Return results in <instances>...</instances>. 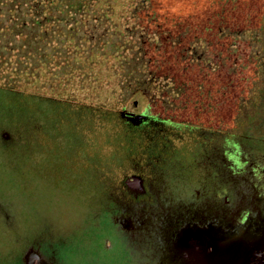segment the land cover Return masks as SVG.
Instances as JSON below:
<instances>
[{
	"label": "rangeland",
	"instance_id": "1",
	"mask_svg": "<svg viewBox=\"0 0 264 264\" xmlns=\"http://www.w3.org/2000/svg\"><path fill=\"white\" fill-rule=\"evenodd\" d=\"M126 1L107 0L104 7L111 6L115 9L113 12L106 13V15L110 14L111 18L106 19L103 17L106 15L100 13L101 21L92 19L88 22L90 27L99 26L100 34L105 33V43H116L117 47L113 50L115 55L111 54V48L107 45L105 56L87 59L85 56L91 55L90 52L93 49L85 40H79L78 43L77 64L89 68L102 67L105 69L104 72L107 71L99 77L102 90L97 94L89 89L80 91L78 87L75 92L69 90L63 95L47 93L36 88H30L21 93L0 90V162L6 156H16L19 162L27 161L25 157H32L33 163L42 162L44 154L41 146L47 139L42 133L46 130L51 132L50 139L54 137V140L58 142L55 145H58L62 149L60 152L65 155L67 152L65 149L69 151V148H72L65 147L66 143L72 145L73 142L68 135V132L72 130L69 124L77 123L78 132L80 135L84 134L85 140L90 142V147L93 148L95 159H97L95 163L99 164L96 165L94 180L91 177L93 175L90 176L95 181V195L97 190L99 194L100 191L102 192L100 190L102 186L97 189V180L100 175L103 178L104 171L111 170V180L118 182L123 174L122 170L129 167L128 162L124 166L123 163L119 166L120 160L112 161V157H116L118 151L111 145L123 139L119 124H127L121 122V111L140 113L150 109L153 114L165 111L167 117L176 122L190 123L193 126L202 125L198 119L199 113H205L204 123L210 127L215 123V111L219 109L222 113L223 130L233 132L236 130L239 133L244 130L236 129V120L242 125L250 126L253 120L258 118L257 106L264 107V99L262 101L258 97L260 91H264V66H260L262 63L260 57L264 56V0H152L156 11L150 13V18L146 17L145 12L137 15L128 12ZM97 14L90 16L97 18L99 16ZM134 25L140 36L142 31L138 26L141 28L147 26L151 29L149 34L147 33L141 39L147 41L145 48L149 59L150 57L153 59L151 64L138 60L142 52L137 54L139 49L135 45L139 43L135 41L136 39H134L135 44L128 33L125 34L124 40L119 38L128 27L134 28ZM156 26H163L164 33L161 34ZM210 30L213 32L209 33ZM219 30L223 31L222 36L219 35ZM113 34L117 36H112ZM171 37L176 39L174 41L177 43L176 46L173 45L174 42L171 43ZM204 37L208 38L211 42L209 45L212 47L219 44L224 61L221 67L216 65L205 67V64L199 61L205 49L201 41ZM233 43L249 46L252 49L249 54L252 56H247V51L231 53ZM98 46L100 47L101 44ZM157 47L159 50H156ZM188 49L192 50V54H187ZM236 56L244 57L245 60L232 64ZM227 58L231 61L226 62ZM112 66L118 69L117 74L107 70ZM129 66L131 68H128ZM133 67H138V72L145 71L146 74L144 76L145 74L140 75V73L138 78H133L134 80L151 79L149 72L154 73L156 81L149 87V96L143 92L129 96L121 90L119 84L122 81H133L131 76ZM186 67L189 68L188 73ZM89 78L91 82L93 77ZM37 94L43 97L52 95L51 97L57 98L58 101L44 100L36 97ZM135 102H138L137 106L134 105ZM63 109L67 111L62 112ZM61 112L62 116H60ZM77 116L78 122L75 118ZM61 117L65 118V125L60 124ZM91 126H93V133L88 134L87 130ZM60 129H62L60 133L55 132ZM130 130L134 131L129 134L134 139L136 130ZM190 130L191 135L196 137L197 133L192 131L193 129ZM229 134H232L230 137L233 138L229 140L231 148H237L238 141L248 142L249 134ZM164 135V133L148 130L142 139L148 147L154 149L157 145L164 144V140L162 141L165 139ZM186 140L182 144L186 146V166H188V160L192 159L189 151L195 150V144ZM10 143L12 144L8 146ZM72 146L73 152L70 155L76 154L75 144ZM250 153H254V150H250ZM199 162L204 170L208 168L211 170L209 160ZM37 164L34 165L37 166ZM17 166V168L14 166L9 169L6 164L0 165V264H25L23 261L27 252L44 250L42 243L54 240L38 238L39 224H25L24 221L29 219V215L24 211L22 196L18 195L26 190L25 184L23 177L16 179L13 176L17 175L18 171L26 172L27 169L25 171L23 167L29 165L20 163ZM189 166L194 168L193 165ZM198 169L195 174H192V178L198 179L201 175L205 176V171ZM81 170L78 163L71 168L72 176L69 179L71 186L61 198V203H58V212H55L54 207H49L53 213H57L63 219L60 237L65 240L63 246L67 249L63 252V257L70 264H91L93 259H97V256L91 255L89 248L91 241L87 239V236L92 234L93 227H97L104 218V215L101 216V211L97 210V204L104 198L103 193L95 203L96 205H93L94 209L92 208L91 213L80 197V193L86 192V187L82 183L86 181L80 177ZM36 190L43 206L46 204L51 206V194L43 193L41 183ZM93 212L98 214L97 218L93 217ZM110 213L111 211L108 210V214ZM27 237L29 239H24ZM67 241H70L69 246L66 244ZM72 241L75 247L76 245L80 247V252L74 248L75 252L72 251ZM127 251L132 250L128 248ZM101 257L95 264H125L123 260L120 263H113L108 258ZM144 261L147 260L144 259Z\"/></svg>",
	"mask_w": 264,
	"mask_h": 264
},
{
	"label": "flooded vegetation",
	"instance_id": "2",
	"mask_svg": "<svg viewBox=\"0 0 264 264\" xmlns=\"http://www.w3.org/2000/svg\"><path fill=\"white\" fill-rule=\"evenodd\" d=\"M105 18L110 19L111 15ZM156 28L158 30V26ZM219 35H223L222 30H219ZM170 40L171 43L176 41L172 37ZM201 41L205 49L199 61L205 67H221L224 61L219 44L210 46L206 37ZM176 44L173 43L174 46ZM156 50H159L158 47ZM231 50V53L247 51V56H252L249 54L252 49L247 45L233 43ZM188 51L192 54L191 49ZM240 58L236 56L231 63L238 64L240 60H245L244 57ZM260 60V66H264V56ZM225 61L231 60L227 58ZM258 97L264 99V91H260ZM134 105L137 106L138 102ZM257 110L258 118L250 126L235 121L236 129L243 128L242 133L223 130L219 109L215 111V123L210 127L204 123L205 113H199L198 119L202 125L193 126L176 122L167 117L165 111L154 114L150 109L140 113L121 111V122L127 124H119L123 139L111 145L118 151L112 161L120 160L119 166L128 162L129 170L126 167L122 170L118 182L111 180V170H103V178L97 176V189L102 186V192L99 194L96 189L95 195L93 180L96 165L99 164L95 163L97 159L90 142L78 132L79 125L69 124L72 130L68 135L73 139L72 145L75 144L74 155H70L73 152L70 143H66L65 147L72 148L69 151L65 149L67 152L64 155L60 152L62 149L55 145L58 142L54 137L50 139L51 132L43 131L42 135L47 139L41 146L44 154L42 162L33 163L32 157H25L27 161L19 162L16 156H6L0 162L9 169L17 168L20 163L29 165L23 167L25 171L27 169L25 174L18 171L19 175L13 176L16 179L23 177L25 184L26 190L18 194L22 196L25 213L29 215L24 222L27 225L39 224V239H54L42 243L44 250L27 252L23 262L28 264L30 255L36 253L42 264H70L63 257V252L67 250L63 246L65 240L60 237L63 219L49 207H54L58 212V203L71 186L70 170L78 163L82 169L80 177L86 181L82 182L86 192L80 193V197L90 213L104 194L101 203L97 204V210L104 218L87 236L91 241V255L97 256L91 264L100 261V256L113 263L123 260L125 264H252L254 247L264 243V107L257 106ZM75 118L78 122V116ZM60 122L65 125V118L61 117ZM91 127L87 130L88 134L93 133ZM130 129L136 130L134 139L129 135L134 132ZM190 129L198 135L193 137ZM61 130L55 132L60 133ZM148 130L164 133V144L154 149L148 147L142 139ZM229 133L249 134L248 142L238 141V147L231 148L229 140L232 134ZM185 140L195 144V150L189 151L192 159L188 160V166L193 165L194 168L189 166L188 170L186 146L182 144ZM250 150H254V153H250ZM200 160H209L211 170H204ZM198 168L205 171V176L192 178ZM138 178L141 185L136 183ZM40 183L43 193L51 194V206H43L38 198L36 189ZM92 214L97 218L98 214ZM69 243L66 242L68 246ZM71 248L73 252V248L80 252V247H75L73 241ZM128 248L132 251H127ZM261 264H264V259Z\"/></svg>",
	"mask_w": 264,
	"mask_h": 264
},
{
	"label": "trees",
	"instance_id": "3",
	"mask_svg": "<svg viewBox=\"0 0 264 264\" xmlns=\"http://www.w3.org/2000/svg\"><path fill=\"white\" fill-rule=\"evenodd\" d=\"M106 1L0 0V90L21 93L36 88L62 95L69 90L75 92L77 87L80 91L89 89L94 94L102 90L99 77L107 71L104 72L105 69L102 67H84L76 61L79 40H85L93 49L91 55L85 56L87 59L105 56L107 45L111 48V54L115 55L113 50L117 47L116 43H105L106 35L104 32L100 34L99 26L90 27L88 24L92 19L101 21L100 13L106 15L115 10L111 6L105 8ZM126 9L133 14L145 12L147 18H150V13L156 11L152 0H127ZM94 13H98L99 16L91 17L90 15ZM133 27H128L119 38L124 40L125 34L128 33L131 41L136 39L135 41L139 43L135 45L139 49L137 54L142 52L138 60L151 64L153 59L151 57L149 59L145 48L147 41L141 40L151 29L147 26L142 28L138 26L142 31L140 36L136 26ZM163 28L158 26L160 31ZM186 52L189 54L188 50ZM138 69V67L132 69V82L122 81L119 86L129 96L138 92L149 96V87L155 84L156 77L154 73L149 72L151 79L134 80L133 78H138L140 73L145 74V71L138 72ZM107 70H112L115 74L118 71L114 66ZM188 71L189 68L186 67V72ZM90 76L93 77L91 82ZM145 86L148 87L144 88ZM35 96L58 101L57 98L51 97L52 95Z\"/></svg>",
	"mask_w": 264,
	"mask_h": 264
},
{
	"label": "water",
	"instance_id": "4",
	"mask_svg": "<svg viewBox=\"0 0 264 264\" xmlns=\"http://www.w3.org/2000/svg\"><path fill=\"white\" fill-rule=\"evenodd\" d=\"M132 119H134V116H132ZM137 179V178H136ZM129 184V181L127 182ZM139 185H141V179L138 178L136 181ZM264 259V243L260 244L259 246L256 245L253 250V257H252V264H261ZM37 261V262H36ZM28 264H42L39 262V255L36 253H33L30 255L28 259Z\"/></svg>",
	"mask_w": 264,
	"mask_h": 264
}]
</instances>
